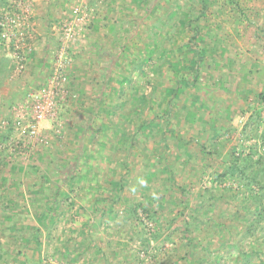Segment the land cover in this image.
<instances>
[{
	"label": "rangeland",
	"instance_id": "rangeland-1",
	"mask_svg": "<svg viewBox=\"0 0 264 264\" xmlns=\"http://www.w3.org/2000/svg\"><path fill=\"white\" fill-rule=\"evenodd\" d=\"M217 1L218 4H215V7L212 4L209 8L210 19L203 18L200 23L203 31L209 33L207 43L213 52L219 56L218 58L222 57L224 53L228 57L221 60L220 67L222 66V68H217L215 64L207 71L206 68L203 69L202 76L206 77L203 79L206 81L203 85L187 87L184 93H180L179 102H177L179 108L172 120L173 124L177 126V130H174V137L169 138V149L159 141V134L151 140L143 138L137 140L134 146L135 158H132L129 166L131 169L129 183L124 191L126 196H123L126 201H120L115 209L109 212V217L113 218L111 225L107 222L99 223L98 213L94 211V207H89L93 196L89 198L87 196H71L74 200V207L60 216L55 226L49 228L43 226L42 264H90L93 261L95 264H141L133 258V255L140 248L141 241L138 234H141L142 231L148 232L145 225L147 226L149 222L144 214L143 217L147 223L145 225L137 224L135 220H125L123 207L128 206V202L133 200H143L146 203L161 198L162 203L159 209L164 210L165 208L168 220H172L173 216L182 213L179 218L173 221V224H167L169 232L179 226L183 221L182 216L185 218L189 216L196 205L199 193L204 188L211 187L213 174L221 170L227 151L235 143L234 140L240 138L242 128L249 119L248 102L255 98L257 92L264 91V0H236L242 11L238 5L232 4L229 0ZM18 3L20 7H24L25 11L24 18L20 21L26 20L29 29L26 30V39L24 40H14L4 35L5 40L0 42L3 45L1 48L3 54L10 57L9 65L14 68L0 89V118L12 116L15 120L17 114L23 117V127H17V132L10 144L13 146L10 151H14L15 145H18L20 153L16 154L6 168L14 169L16 165H22L24 169L21 173L8 171L6 175L12 177L19 175L25 181L28 180L26 176L32 169L33 163L37 162L42 168L46 165L35 160L37 151L48 150V147H44L46 139L55 148L61 144L60 138L67 142L66 146L61 147L63 156L57 152V161L72 154L77 146V143L74 142L76 140L75 132L72 131L75 129H71L72 124L79 123L81 118L91 117L90 109L97 105L102 93L103 76L112 75L121 78L130 75L132 71L130 69L133 68L130 59L131 57L136 59V54L141 48H148L150 34L148 29L150 28L148 24H144L142 10L134 0H0L2 20L8 14L21 15V12L18 13L16 9ZM148 6H151V3H148ZM65 23H70L73 29L68 38H64ZM24 28L25 26H23ZM187 32L188 29H183V31L175 33V38L178 37L179 40ZM61 38H64L65 42ZM62 44L69 59L68 80L60 84L62 89L67 90L66 97L62 101H67L66 107L70 106L73 110L66 114L69 121L60 120L56 128L52 123L53 118L36 124L33 119V100L28 94L36 93L37 90L44 87L53 72ZM124 44L129 46L125 49V55L121 57L120 53ZM212 57L211 55V58L207 60L212 62ZM151 64H158L157 67H159L166 65L167 61L166 59L163 61L154 59L145 64L144 68L150 76L153 73L150 68ZM167 67L159 69V72ZM112 84L118 86L116 81ZM116 96V94H111L110 98L114 100ZM60 98L61 96H59ZM108 99L106 97L104 100L105 106ZM27 103L31 105L28 109L24 105ZM22 105L23 107H21ZM209 107L211 108L209 109ZM61 109L59 103L56 111L61 112ZM105 110L103 109L101 112ZM209 110L214 111V116L217 114L219 116V121L217 120L215 123L216 127L219 128L223 120L228 127L230 125L232 127L228 133L226 132L225 137L220 135L216 138L220 141L215 145L212 144L215 140L207 141V138L214 133H208L205 138H200L196 136L197 131H194L201 126V118L205 117ZM116 115L114 114V116ZM195 116L196 119H194ZM110 118L106 117V120L109 122L110 129L107 132L110 136L108 142L112 147V143L115 144L118 140L116 131L118 126ZM112 120L118 123V119ZM68 122L70 126L65 128L66 135L60 137L58 134L62 126H67ZM223 124L225 123L223 122ZM99 127L100 121L96 120L90 127L91 139L88 136L89 145H87H92L96 150L100 148L101 141L93 134L99 132ZM29 128H35L38 133L32 137L23 131V129L27 131ZM49 130L52 132L50 133ZM107 134L104 136L108 137ZM93 137L97 141H93ZM194 137L197 140L193 139ZM198 139L207 144L206 151L202 149V144L198 142ZM18 141L22 142L21 146ZM209 151H212V154H209ZM163 153V158L159 159ZM184 157L186 162H183ZM47 160L49 158H46ZM166 162L172 164L173 168L164 169L163 165ZM103 165H106V168L102 171L106 173L109 181L113 182V180L119 179L124 173V169H113L107 163ZM145 170L146 174L142 177L141 172L143 171L144 174ZM135 188L140 190L139 196H134L136 195ZM19 197L21 200L19 201L20 210L25 212L26 201L23 199V194ZM79 206L85 208L86 214L93 222L92 225L86 226L85 231L93 228V238L97 237L99 243L96 247L91 245L86 253L76 252L77 254L72 253L67 256L64 254L67 251V246L70 249L75 242L86 240L79 233L80 221L82 222L86 218V214L83 209L78 208ZM232 208L243 211L242 205L239 203L233 204ZM226 213L222 212V220L226 219L224 222L230 223ZM34 214L32 212L35 218ZM71 215L75 216V220L70 218ZM71 228L73 231L70 230ZM120 229L125 230V233L122 231V237L119 235ZM209 231V233H207L208 231L202 232L211 242L215 236V230L210 229ZM222 234V232H217L216 235L224 237ZM204 241L208 244L207 239ZM180 242L181 238L176 233L173 242L169 241L164 246L172 248L173 244L178 246ZM251 242L253 248H260L264 245V235L258 236ZM212 244L217 248V242H212ZM98 247L102 250L101 253H96ZM29 252L37 255L36 249ZM139 254L142 258L147 257L146 252L144 256L142 251ZM77 256L79 259L78 262H75L74 259ZM72 258L73 260H71ZM146 262V264H150L152 260L149 259Z\"/></svg>",
	"mask_w": 264,
	"mask_h": 264
},
{
	"label": "trees",
	"instance_id": "trees-1",
	"mask_svg": "<svg viewBox=\"0 0 264 264\" xmlns=\"http://www.w3.org/2000/svg\"><path fill=\"white\" fill-rule=\"evenodd\" d=\"M134 1L142 10L144 24H148L150 28L148 48H141L136 54V59L131 57L133 68L130 69L132 70L130 75L121 78L112 75L103 76L102 93L97 105L90 109L91 117L81 118L79 123L72 124L71 129H75L72 131L75 132L74 142L77 146L70 156L57 161V152L63 156L61 147L66 146L67 142L60 138L61 144L55 148L46 139L44 147H48V150L37 151L35 159L45 163L44 168L37 162L33 163L32 169L26 176L28 180L25 181L19 175L13 177L6 175L8 171L21 173L24 167L16 165L14 169L6 168L16 154L20 153V149L15 145L16 149L10 151L13 147L10 144L17 132L16 120L12 116L0 118V264H42L43 229L55 226L60 216L74 207L71 196L88 198L93 196L89 207H94V211L98 213L99 223L113 224L109 212L114 210L120 201H126L123 196H126L124 191L129 183L131 170L129 166L132 158H135L134 146L137 140L141 138L151 140L159 134V141L169 149V138L174 137V130H177L172 120L179 108L177 102L180 93H184L187 87L203 85L206 82L203 80L206 77L202 76L203 69L206 68L207 71L215 64L217 68H222L221 60L228 57L224 53L218 58L219 56L213 52L207 43L209 33L203 31L200 23L203 18L210 19L209 8L212 4L213 6L218 4L217 0ZM229 1L238 5L240 9L236 0ZM148 3H151V6H148ZM17 12L19 13L18 9ZM1 20L2 16H0ZM183 29H188V32L178 40V37L175 38V33ZM2 40H5L4 27L0 24V42ZM2 46L1 43L0 89L14 70L13 66L9 65L10 57L3 54ZM128 46L126 44L122 46L121 57L125 55ZM28 53L30 54V51ZM211 55L212 62L207 60ZM154 59L158 61L166 59L167 64L159 67L158 64H151L150 68L154 74L150 76L144 66ZM166 66L168 67L165 70L159 72V69ZM114 81L118 86H113ZM111 94H116V99L110 98ZM106 97L109 99L105 106L103 103ZM59 103L62 107L61 112H58L52 120L56 128L60 120L69 121L66 114L73 110L70 106L66 107L67 101ZM248 103L250 116L242 128L240 138H236L235 143L227 151L221 170L213 174L211 187L204 188L199 193L192 212L186 218L182 216L183 221L178 227L167 231V224H173L182 213L168 220L165 208L159 209L161 198L146 203L143 200H133L128 202V206L123 207L125 220H135L137 224L143 225L147 224L146 219L149 222L147 226L145 225L148 232L142 231L138 234L141 241L140 248L133 255V258L141 264H146L149 259L152 260L151 263L148 262L150 264H264V245L253 248L251 242L258 236L264 235V91L257 92L255 98ZM103 109L106 110L101 112ZM213 112L209 110L207 115L201 118V126L194 131H197L196 136L200 138H205L208 133H214L207 138V141L215 140L212 143L215 145L220 141L216 138L220 135L225 137L232 127L231 125L228 127L225 120L221 122L219 128L216 127L215 123L219 121V116L218 114L214 116ZM106 117H113L110 118L111 121L118 126L116 130L118 140L115 144L112 143V147L108 142L110 136L107 132L110 129ZM112 119H118V123ZM96 120L100 121V127L99 132L97 134L95 132L93 136L101 141L98 150L92 145L88 146V136L91 139L90 127ZM68 126H70L69 122L67 126H62L58 134L60 137L66 135L65 128ZM49 132L51 133L52 130ZM105 134L108 137H105ZM94 138L93 141H97ZM193 139L197 140L196 137ZM199 139L202 149L206 151L207 144L200 142ZM18 143L21 146L22 142L18 141ZM92 144L94 145V142ZM186 154L188 155V151ZM209 154H212V151H209ZM163 156L164 153L159 159ZM46 158L49 160L46 161ZM184 161H187L185 157ZM104 163L112 166L113 169H124V173L119 179L109 181L106 173L102 171L106 168ZM163 167L173 168L168 162L164 163ZM142 172L141 176L144 177L146 170L144 174ZM151 183L153 184V181ZM139 192L140 190L135 188L134 196H139ZM22 194L26 201L25 212L20 210L19 196ZM235 203L242 205L243 211L233 209ZM78 208L83 209L86 214L83 206ZM223 211L227 212L230 223L224 222L226 219L222 220ZM32 212L35 213V218ZM143 214L146 215L145 220ZM70 218L75 220L74 215ZM80 223L79 233L86 240L75 242L70 249L65 245L67 251L64 254L67 256L76 252L86 253L91 245L96 247L99 243L97 237L93 238V228L85 231L86 226L93 223L90 216L86 214V218ZM122 229L119 230L120 237H122ZM210 229L215 230L211 242L202 232L209 233ZM70 230L73 231L72 228ZM217 232H222L224 237L216 235ZM176 233L181 238L178 246L173 244L172 248L165 247L164 244L173 242ZM204 239L208 240V244ZM212 242H217V248ZM32 249H36L37 255L29 252ZM141 251L143 256L146 252L147 257H140ZM101 252L98 247L96 253ZM78 259L79 256L74 259L75 262H78Z\"/></svg>",
	"mask_w": 264,
	"mask_h": 264
},
{
	"label": "built area",
	"instance_id": "built-area-1",
	"mask_svg": "<svg viewBox=\"0 0 264 264\" xmlns=\"http://www.w3.org/2000/svg\"><path fill=\"white\" fill-rule=\"evenodd\" d=\"M16 5V4H15ZM18 10L21 12V15H7L5 19L1 21V25L4 27V35L7 38H13L24 40L26 39V30L29 29V24H27V21H20V19L24 18V7H20L19 3ZM23 26L25 28L23 29ZM65 29V36L64 38H68L70 35V32L72 33V27L70 23L64 24ZM75 35V33H74ZM61 38L62 41L65 42V39ZM62 43V42H61ZM71 48V47H70ZM72 49V48H71ZM70 52V49H69ZM69 65V59L67 56V51L64 48V45L62 44L60 48V53L56 58L55 65L53 67V72L49 76L48 81L45 83L43 88H40V90H37L36 93H29L28 95L32 98L33 102V119L36 122V124L42 123L44 120H47L48 118H55L58 111H56V108L58 107L59 100H64L67 94V90L62 89V86L60 84H63L67 82V68ZM42 89V90H41ZM59 96L61 98L59 99ZM26 108L28 109L31 107L30 103L24 104ZM23 107V105L21 106ZM18 112L19 109H18ZM22 115L17 114L15 116L16 125L18 128H22ZM39 130V128H38ZM24 132H27L28 135H31L32 137L35 136L38 132L35 128H29L27 131L23 129Z\"/></svg>",
	"mask_w": 264,
	"mask_h": 264
}]
</instances>
